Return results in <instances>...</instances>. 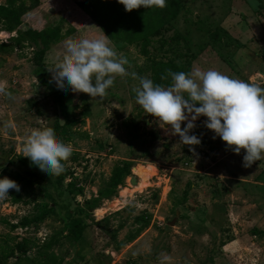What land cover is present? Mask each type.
Instances as JSON below:
<instances>
[{
  "label": "rangeland",
  "instance_id": "rangeland-1",
  "mask_svg": "<svg viewBox=\"0 0 264 264\" xmlns=\"http://www.w3.org/2000/svg\"><path fill=\"white\" fill-rule=\"evenodd\" d=\"M79 1L41 0L47 7L40 3L28 13L26 19L32 25L56 28L61 36L49 44L42 67L32 62L33 47L26 41L17 43L15 31L7 28L0 17V46L7 49H0V84L10 94H0V176L19 185L20 198L13 203L9 189V194L0 199V263L150 264L167 256L164 264H264V235L258 233L249 234L250 238L261 239L258 244L254 245V238L251 242L248 239L244 244L230 246L227 255L221 249L227 235L214 233L207 243L190 242L191 256L189 249L182 252L184 243L175 226L173 197L168 193L157 208L161 200L158 193L163 191L164 196L167 184L177 188L178 181L186 180L187 171L181 169L180 162L192 160L185 155L189 147L197 146L193 154L205 157L210 148L225 145L220 144L223 141L218 136L213 139L214 133L198 121L189 135L198 136L200 143L183 145L170 126L161 127L157 118L136 104L133 92L139 86V77L168 87L172 83L169 71L187 73L193 68L254 81L256 74L264 71V0H165L163 8L142 7L137 29L126 20L119 24L125 34L133 32L131 42L125 38L106 39L117 56L127 60L124 67L128 74L114 76L113 84L100 98L70 89L61 94L48 71L62 60L66 41L101 37L97 27L86 30L83 26L87 16L79 11ZM86 1L114 18L109 12L116 0ZM21 3L28 6L30 0H0V5L5 6L17 7ZM55 121L65 124L70 134L61 142L72 148L64 166L73 172L74 179L67 176L65 182L81 186L82 190L75 194L68 193L54 177L41 174L36 167L34 175L28 174L30 168L15 161L22 155L25 133L51 129ZM9 122L14 128L7 127ZM123 160L131 164L130 175L123 179V187H117L107 198L111 200L103 202L99 198L96 205L107 212L96 210L98 219L105 214L98 221L88 202L107 188L112 171ZM213 168L207 172L213 174ZM133 174L136 184L130 183ZM167 176L169 182L164 179ZM258 177L264 180V169ZM160 181L164 190L155 185ZM44 205L52 211L42 220L21 225L24 218L31 220L41 214ZM260 209L264 210V201ZM154 211L163 220L150 229L143 216L150 217ZM78 220L87 226L79 240L71 243L69 231ZM11 224L16 227L11 228ZM143 232L147 233L141 235Z\"/></svg>",
  "mask_w": 264,
  "mask_h": 264
},
{
  "label": "clouds",
  "instance_id": "clouds-1",
  "mask_svg": "<svg viewBox=\"0 0 264 264\" xmlns=\"http://www.w3.org/2000/svg\"><path fill=\"white\" fill-rule=\"evenodd\" d=\"M116 2L123 5L125 11L165 6V0ZM105 37L65 42L62 60L48 69L61 94L70 89L73 93L83 92L92 98H100L113 84L114 76L128 74L124 67L127 60L117 56ZM168 75L172 81L168 87L139 77V86L133 89L136 104L157 118L161 127L170 126L171 133L178 134L183 145H198L199 137L189 135V130L195 126L194 121L203 116L206 117L204 126L214 133L213 139L218 136L235 154L244 150L242 167L247 168L261 159L264 154V87L211 69L193 68L187 73L169 71ZM131 76L136 78L135 73ZM0 94L10 95L2 84ZM182 121H186L183 128ZM7 127L14 128V125L9 122ZM189 151L194 149L189 148ZM71 152V146L56 139L47 127L27 131L22 140L21 156L26 157L41 174L49 176L63 171L61 162L67 160ZM9 189L19 191V185L0 176V199L9 194ZM168 259L163 256L161 264Z\"/></svg>",
  "mask_w": 264,
  "mask_h": 264
},
{
  "label": "crops",
  "instance_id": "crops-1",
  "mask_svg": "<svg viewBox=\"0 0 264 264\" xmlns=\"http://www.w3.org/2000/svg\"><path fill=\"white\" fill-rule=\"evenodd\" d=\"M254 81L260 85L262 84L256 76ZM204 120L198 117L194 121V125L196 121L202 124ZM185 122H181L182 126ZM220 144L223 146L225 142H220ZM189 148L185 155L187 157L191 156L192 160H181L182 162H180L182 167L180 168L187 171L186 180L184 182L178 181L179 187L177 183V188H173L171 183L165 184L167 191L164 196H162L163 191L158 193L161 200L159 204L155 205L157 208L160 207L161 201L166 200L168 193L173 197L174 204L171 205L175 208L174 215L177 218L175 226L180 229L178 233L181 236L178 238L182 239L184 243L182 252L189 249L188 253L191 256L190 242L195 240V242L207 243L210 234L213 233L218 236L227 235L222 239L221 245L225 255L228 254L230 246L240 242L244 244L248 239L251 242L254 238V245L258 244L257 240L261 241V239H257L255 236L250 238L249 234L264 235V210L261 211L260 209V205L264 201V180L258 177L261 170L264 169L262 163L264 162V154H262L260 160L254 161L251 166L245 168L242 167L244 153L235 154L230 149L227 151L225 147H218L219 149L210 148V151H206L209 155L202 157L197 153L193 154L192 151H189ZM196 148L197 146H194L192 149L195 151ZM222 151L226 153L224 154ZM212 168L213 170L210 173L213 174H209L207 170ZM131 176H134V174ZM211 176L215 177L211 180L209 178ZM157 178L161 179L162 177ZM164 179L170 181L168 176ZM175 184L176 182L173 183V185ZM155 185L161 187L162 190L165 188L161 181L155 182ZM117 187L121 189L123 186L118 185ZM104 200L109 201L111 199L104 198L103 202ZM98 209L105 211L106 209L101 205L94 207V217L99 221L104 218L105 214L103 213L104 215L100 219L96 218L95 211ZM143 217L149 222L148 228L150 229L154 224H162L163 216L158 215L156 211L150 217L146 215ZM174 221L175 218L170 223ZM248 226L250 227L247 228ZM248 230L253 231L249 233ZM147 232H143L141 235ZM248 241L246 244H248ZM155 262L160 264L161 259L150 264H155Z\"/></svg>",
  "mask_w": 264,
  "mask_h": 264
},
{
  "label": "trees",
  "instance_id": "trees-1",
  "mask_svg": "<svg viewBox=\"0 0 264 264\" xmlns=\"http://www.w3.org/2000/svg\"><path fill=\"white\" fill-rule=\"evenodd\" d=\"M41 0H30L28 6L24 3H21L19 6H5L0 5V17L3 23L7 26V28L14 30L16 33L15 41L17 43L26 41L30 46L33 47V57L32 62L37 67L43 66V55L48 50L49 44L55 41L60 40L61 36L59 30L56 28H40L39 26L32 25L31 20L26 19L28 13L34 9H36L39 5ZM44 4L43 2L41 3ZM45 5V4H44ZM46 6V5H45ZM47 7V6H46ZM79 11L83 12L87 16V20L84 22L83 26L86 30H92L93 28L99 29V35H105L107 40H111L112 38H119V39H126V41H130L133 37V32H129L125 34L119 27L121 21L126 20L127 23H133L136 27L139 26V20L141 17L140 10L142 7H138L133 10L125 11L123 5L117 3L114 8H111L109 12L114 18H111L110 15L104 12H100L96 9V6L91 2L86 0H81L78 2ZM176 11L173 10L172 14L174 15ZM172 15V16H173ZM66 17V15H65ZM174 17V16H173ZM125 35H124V34ZM124 36V37H123ZM129 37V38H128ZM2 51H7L3 47L0 46ZM203 119L206 117L200 116ZM51 130L53 131L56 139L59 141L67 140L70 138V134L68 128H66L65 124H60L55 121L52 126ZM72 155V154H71ZM74 158V157H73ZM67 160H70L68 157ZM62 161L63 171L59 175H51L56 180L58 185H62L64 190H67L68 193H77L82 190L81 186H78L76 182L73 181H66L67 176H70L71 180L74 179L73 172L69 171L65 166L64 163L67 161ZM16 163L21 166L30 168L27 171L28 174L34 175L35 172L33 169L35 168L34 165H30L29 160L26 157L18 156L16 158ZM14 163V162H13ZM131 164L129 161L123 160L120 164L115 166L112 174L110 175V179L107 184V188L100 192V195L95 198L89 200V208L96 207L97 203L100 199L108 198L112 196L116 190L118 185L122 184L123 179L129 175ZM19 191L12 190V202L17 203L19 201ZM52 208L44 205L41 211V214L37 215L35 218L28 220L24 218L21 221V225L25 226L28 224L29 221H40L42 220ZM11 228H15L16 224H11ZM87 226V223L82 222L81 220L75 221L70 228L69 231V240L71 243H75L79 240L82 235L84 228ZM21 247V246H19ZM1 264V263H0Z\"/></svg>",
  "mask_w": 264,
  "mask_h": 264
},
{
  "label": "built area",
  "instance_id": "built-area-1",
  "mask_svg": "<svg viewBox=\"0 0 264 264\" xmlns=\"http://www.w3.org/2000/svg\"><path fill=\"white\" fill-rule=\"evenodd\" d=\"M262 60L264 61V53H263ZM256 77L260 80L261 83L264 82V71L261 73H257Z\"/></svg>",
  "mask_w": 264,
  "mask_h": 264
},
{
  "label": "water",
  "instance_id": "water-1",
  "mask_svg": "<svg viewBox=\"0 0 264 264\" xmlns=\"http://www.w3.org/2000/svg\"><path fill=\"white\" fill-rule=\"evenodd\" d=\"M130 183L131 184H136L137 183V179L134 176H130Z\"/></svg>",
  "mask_w": 264,
  "mask_h": 264
}]
</instances>
